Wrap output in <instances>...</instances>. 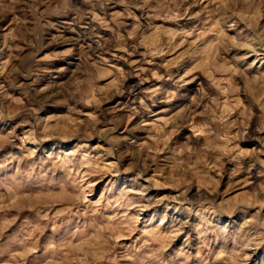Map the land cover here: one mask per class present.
<instances>
[{"label":"rangeland","instance_id":"374dc122","mask_svg":"<svg viewBox=\"0 0 264 264\" xmlns=\"http://www.w3.org/2000/svg\"><path fill=\"white\" fill-rule=\"evenodd\" d=\"M0 264H264V0H0Z\"/></svg>","mask_w":264,"mask_h":264}]
</instances>
